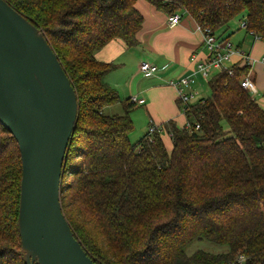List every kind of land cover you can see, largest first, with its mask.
Instances as JSON below:
<instances>
[{
	"label": "trees",
	"instance_id": "16d2710c",
	"mask_svg": "<svg viewBox=\"0 0 264 264\" xmlns=\"http://www.w3.org/2000/svg\"><path fill=\"white\" fill-rule=\"evenodd\" d=\"M5 1L43 32L75 90L61 205L92 261L264 264V110L239 84L247 67L219 71L207 82L209 96L181 103L184 126L168 120L132 143L133 104L105 81L116 65L94 54L113 39L127 48L138 44L136 0ZM146 1L167 14L185 12L212 32L245 13L247 31L264 36V0ZM120 102L122 114H104ZM20 180L18 144L0 123V264H24ZM194 240L227 250L188 255Z\"/></svg>",
	"mask_w": 264,
	"mask_h": 264
},
{
	"label": "water",
	"instance_id": "95a60500",
	"mask_svg": "<svg viewBox=\"0 0 264 264\" xmlns=\"http://www.w3.org/2000/svg\"><path fill=\"white\" fill-rule=\"evenodd\" d=\"M77 97L43 32L0 0V123L21 158L17 230L24 264H96L61 205Z\"/></svg>",
	"mask_w": 264,
	"mask_h": 264
},
{
	"label": "crops",
	"instance_id": "0c3cea01",
	"mask_svg": "<svg viewBox=\"0 0 264 264\" xmlns=\"http://www.w3.org/2000/svg\"><path fill=\"white\" fill-rule=\"evenodd\" d=\"M134 5L142 16V25L137 33L138 44L127 48L122 40L113 39L95 52V58L116 65L105 77V81L116 90L121 100L130 101L131 97L143 100L142 103H132L131 111L133 124L138 125L140 131L150 124L162 127L168 120L182 127L186 118L178 99V90L171 82L191 75L197 63L208 57L204 35L196 21L185 12H176L180 19L170 26L168 17L172 14H167L146 0H136ZM244 14L234 17L213 34L217 38L227 39L231 44L232 53L225 67L231 68L237 64L247 67L242 77H249L254 83L255 92L252 97L264 110V36L251 34L240 27V19ZM240 51L248 55L249 63L243 62L238 55ZM143 62L155 65L158 69L156 74L144 75L140 70ZM218 72L215 70L212 76ZM207 82L197 74L196 82L190 90L202 98L207 91ZM114 108V111L121 113L123 103H117ZM162 139L170 151L172 144L165 132L162 133Z\"/></svg>",
	"mask_w": 264,
	"mask_h": 264
},
{
	"label": "built area",
	"instance_id": "2783aa9c",
	"mask_svg": "<svg viewBox=\"0 0 264 264\" xmlns=\"http://www.w3.org/2000/svg\"><path fill=\"white\" fill-rule=\"evenodd\" d=\"M179 19L180 15L178 13L170 15L168 17L169 25H175L176 23H178ZM240 27L247 30L248 24L245 14L240 19ZM199 29L204 35V42L207 47L208 57L205 60L197 63L196 68L191 75L180 78L177 81L171 82L178 90V99L181 101L182 104L186 105L194 103L199 99L197 97V94L190 90L196 82L197 74H199L201 78L205 81H209L215 70H224L229 75H232V69L224 66L225 63L229 61L230 54L232 53V47L230 42L227 39L217 38L213 34L211 29L208 27H199ZM250 33L253 34L252 32ZM238 55L242 58L243 62H245L246 64L249 63L250 59L248 55H246L244 52L240 51L238 52ZM140 70L144 75L151 76L156 74L158 69L155 65H152L148 62H143L140 64ZM239 84L243 89L247 90L249 93L252 94L255 92L254 83L250 80L249 77H241L239 79ZM130 101L131 103L143 102L142 99L136 97H131ZM186 126L188 127V129L191 128L189 124H187ZM198 128L199 125H196L195 129ZM148 131L150 133H153L154 131H157V128L156 126L150 124L148 127ZM243 260V256H240L237 259L238 262Z\"/></svg>",
	"mask_w": 264,
	"mask_h": 264
},
{
	"label": "rangeland",
	"instance_id": "374dc122",
	"mask_svg": "<svg viewBox=\"0 0 264 264\" xmlns=\"http://www.w3.org/2000/svg\"><path fill=\"white\" fill-rule=\"evenodd\" d=\"M210 92H209V88L207 87V91L204 92V97L209 96ZM117 104L114 105H110V106H106L103 109V112L105 114H122L123 113V109L122 111L120 110L121 113H117L114 107H116ZM112 106V107H111ZM133 122V120H132ZM140 127H138V125H136L135 123L133 124V130L131 131V133L129 134V138L130 141L132 143H135L145 132V129H148L147 126H145V129L143 131L139 130ZM147 131V130H146ZM197 250H205L211 253H218V252H223L227 250V247L225 246H219L213 243H210L208 241L205 240H194L186 249L185 252L188 255H191L192 253H194Z\"/></svg>",
	"mask_w": 264,
	"mask_h": 264
}]
</instances>
